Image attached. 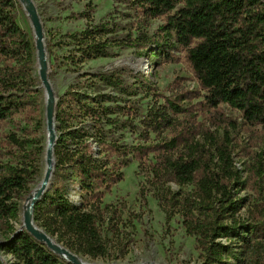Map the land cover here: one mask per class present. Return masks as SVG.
I'll return each mask as SVG.
<instances>
[{
  "label": "trees",
  "instance_id": "1",
  "mask_svg": "<svg viewBox=\"0 0 264 264\" xmlns=\"http://www.w3.org/2000/svg\"><path fill=\"white\" fill-rule=\"evenodd\" d=\"M113 1L134 10L146 22L166 19L161 29L166 39L161 46L144 32H138L135 38L131 34L115 35L114 42L143 50L157 44V51L152 50L156 55H169L176 47L184 49L187 64L206 94L207 105L219 115L216 126L237 127L234 121L224 118L221 105L238 111L248 126H264L262 0ZM17 4L16 0H0V125L28 113L39 94L34 77L35 48L17 22ZM84 16L89 20V16ZM117 28L104 23L72 35L76 47L67 59L69 64L112 57L109 36L116 34ZM101 80L117 92L126 91L121 79L104 76ZM108 101L106 96L92 98L71 90L68 102L58 103L56 129L60 137L54 147V159L60 181L54 185V193L47 192L34 209L38 227L64 248L93 261L106 259L110 252L103 234L108 207L101 208L100 190H110L114 183L123 180L111 163L114 150L107 146L109 135L105 128L116 127L117 120L112 118L116 114L114 109L105 105ZM184 112L178 102L153 108L143 121L145 140L149 131L159 136L173 129L174 118ZM190 134L174 137L155 148L141 146L134 155L142 161L154 154L149 169L166 220L181 217L186 234L196 240L201 264H230L231 259H237L239 264H264V154H257L247 169L255 202L248 207L245 221L240 213L246 201L237 198L243 179L233 160L229 135L220 141L207 131L201 143L190 138ZM9 141L21 154L8 151L4 156L12 161H0V228L11 235L0 244V251L12 256L15 264H71L12 224L19 217L17 202L31 195L36 184L42 147L16 135H10ZM94 142L101 146L100 151H96ZM32 144L36 148L29 152ZM183 144L184 149L179 150ZM115 151L122 155V164L128 166L131 159L127 152L118 148ZM74 177L79 179L82 202L86 197L92 201L91 210L69 200L61 179ZM169 182L193 190L178 195L166 188ZM0 264H4L1 259Z\"/></svg>",
  "mask_w": 264,
  "mask_h": 264
},
{
  "label": "rangeland",
  "instance_id": "2",
  "mask_svg": "<svg viewBox=\"0 0 264 264\" xmlns=\"http://www.w3.org/2000/svg\"><path fill=\"white\" fill-rule=\"evenodd\" d=\"M16 1L17 22L28 33L35 48L34 77L39 94L38 99L33 100L29 106L28 113L0 125V161L3 163L12 161L4 156L6 152L17 151L9 141L10 135H16L20 140L27 139L34 144H43L44 138L40 136V130L46 121L45 93L39 78L34 29L24 6L20 0ZM33 1L44 27L49 80L56 97V110L60 101L68 102L69 91L76 90L92 98L99 95L108 97L109 101L105 105L116 112L112 116L113 119L117 118L116 127L108 126L105 129L109 135L107 146L114 150L111 163L115 166V173L121 174L123 180L114 183L110 190H100L103 194L101 208L108 207L103 234L109 244V256L95 261L88 257H79L92 264H201L196 240L186 234L181 217L176 215L168 222L156 199L157 188L149 169V165L154 163V154L150 153L149 158L144 157L140 161L134 158L136 149L141 146L155 148L174 137H183L189 133L190 138L194 137L201 143H204L207 131L220 141L228 134L233 160L243 179L237 198L245 200L246 205L240 216L247 221L248 207L255 202L254 192L251 190L253 181L247 169L257 154H264V126L252 127L244 124L241 114L226 105H221L220 110L224 118L234 121L237 127L216 126L219 115L207 105L206 94L187 64L184 49L172 44L176 48L169 55L165 52L156 55L152 50L157 51V44L143 50L121 47L119 42H114L115 35L125 37L131 34L135 38L138 32H144L161 46L166 39L161 30L166 25L165 18L146 22L134 10L126 5L116 4L113 0ZM84 15L89 16V20ZM104 23L118 27L116 34L109 36L112 57L79 65L69 64L67 59L75 53L76 47L70 37L82 33L89 26L95 27ZM104 76L121 79L126 88L125 93L107 86L101 80ZM89 102L92 104V101ZM169 102H178L185 112L175 118L172 116L175 119L173 129H167L159 136L149 131V138L145 140L143 121L148 113L153 108L167 106ZM87 123L89 125L91 122ZM56 132L59 138L60 133L58 130ZM35 148V145H29L28 151H34ZM94 148L100 151L101 146L94 142ZM117 148L127 152L128 159H131L128 166L122 164V155L115 151ZM183 149L184 144L179 147V150ZM17 153L21 154L18 151ZM43 154L42 147L38 156L39 175L36 184L31 188L32 193L42 179ZM60 175L55 165L49 193H54L53 187L60 181ZM61 181L68 189V198L72 204L91 210L93 204L90 199L86 197L82 202L83 195L77 185V177L72 180L62 178ZM166 188L178 195L193 190V187H181L173 182L167 183ZM31 195H25L24 200L17 202L19 217L12 224L18 231L24 230L23 213ZM10 237L9 233L0 228V244L6 243ZM222 241L226 242L224 239ZM236 258L241 259L240 255H236ZM0 259L4 264H15L13 257L3 251H0ZM229 263L239 264L237 259H231Z\"/></svg>",
  "mask_w": 264,
  "mask_h": 264
},
{
  "label": "water",
  "instance_id": "3",
  "mask_svg": "<svg viewBox=\"0 0 264 264\" xmlns=\"http://www.w3.org/2000/svg\"><path fill=\"white\" fill-rule=\"evenodd\" d=\"M22 5L27 6L25 8L28 16L30 17L34 34L36 38V52L41 63L39 68V78L42 83L43 88L47 91L51 97L50 102L46 105V122L47 131L49 133V149L53 150L57 141V130H55L56 123V100L54 90L49 80V65L47 62L46 46H45V32L44 27L39 15L38 9L34 4L33 0H20ZM48 171L44 174L42 179L41 187L36 193L33 194V200L31 203L26 202V206L23 213V229L19 232L26 231L39 243L45 245L50 251L58 255L60 258L66 260L71 264H83L79 262V256L68 249L64 248L62 245L58 244L52 237H50L43 229L38 227L34 219V209L36 204L42 199V197L48 192L51 187L52 177L54 171V160L50 153L47 159Z\"/></svg>",
  "mask_w": 264,
  "mask_h": 264
},
{
  "label": "bare ground",
  "instance_id": "4",
  "mask_svg": "<svg viewBox=\"0 0 264 264\" xmlns=\"http://www.w3.org/2000/svg\"><path fill=\"white\" fill-rule=\"evenodd\" d=\"M26 7L27 6H25V8ZM46 55H47V52H46ZM36 58H37V62L39 64V68H40L41 63L39 61L37 52H36ZM47 62H48V60H47ZM44 93H45L44 100H45V104L47 105L50 102L51 97L49 96V94L47 93V91L45 89H44ZM54 103L56 104V100H54ZM56 127L57 126H56V123H55V130H56ZM40 136H42L44 138L43 144H41V146L44 148V154L41 157V161H42L41 162V166H42V174H43L42 175V179H43L44 174L46 173V171H48L47 159H48V155L50 153L52 154L53 160H54V168L52 170L55 171L54 148H53L52 151H50V149H49V145H48V142H49V133L47 131V122L46 121L44 122L43 127L40 130ZM42 179L39 181V184L34 188L33 194L36 193L40 189L41 183H42ZM51 185H52V182H51ZM33 194L28 199L29 203H31L32 200H33ZM79 262L80 263H83V264H92V263H90V262H88V261H86V260H84L82 258H79ZM97 264H99V263H97Z\"/></svg>",
  "mask_w": 264,
  "mask_h": 264
}]
</instances>
